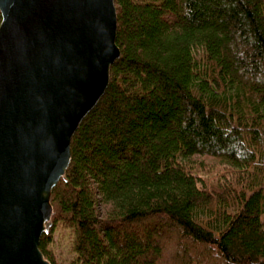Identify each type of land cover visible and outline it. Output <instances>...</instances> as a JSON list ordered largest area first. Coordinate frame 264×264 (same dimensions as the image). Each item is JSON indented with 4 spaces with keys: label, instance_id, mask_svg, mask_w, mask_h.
I'll list each match as a JSON object with an SVG mask.
<instances>
[{
    "label": "trees",
    "instance_id": "16d2710c",
    "mask_svg": "<svg viewBox=\"0 0 264 264\" xmlns=\"http://www.w3.org/2000/svg\"><path fill=\"white\" fill-rule=\"evenodd\" d=\"M119 58L74 133L50 264H264V0H114Z\"/></svg>",
    "mask_w": 264,
    "mask_h": 264
},
{
    "label": "water",
    "instance_id": "95a60500",
    "mask_svg": "<svg viewBox=\"0 0 264 264\" xmlns=\"http://www.w3.org/2000/svg\"><path fill=\"white\" fill-rule=\"evenodd\" d=\"M116 31L114 0H0V264H50L52 190L108 87Z\"/></svg>",
    "mask_w": 264,
    "mask_h": 264
}]
</instances>
